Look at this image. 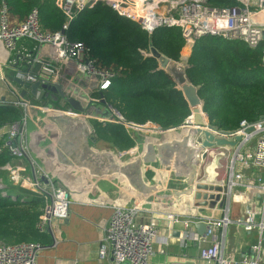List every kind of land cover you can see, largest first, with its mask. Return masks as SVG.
<instances>
[{
	"label": "built area",
	"instance_id": "2783aa9c",
	"mask_svg": "<svg viewBox=\"0 0 264 264\" xmlns=\"http://www.w3.org/2000/svg\"><path fill=\"white\" fill-rule=\"evenodd\" d=\"M99 2L110 6L119 16L138 24L150 35L160 28H179L187 47L194 46L198 40L206 36L244 42L251 49H261L264 67V0H57L58 7L68 18L63 32L80 13L92 9ZM63 32L43 33L36 10L20 24L10 19L4 5L0 11V42L6 50L14 51L17 43L23 39L34 42L37 51L45 46L49 48L50 58L42 65L41 70L53 73L54 80L48 83L39 76V73L23 74L21 71L17 77L25 84L32 85L39 82L41 85L60 84L61 71L68 64L74 63L77 74L96 80L95 93L108 90L116 73L99 68L96 61L90 57V51L86 46L82 43L70 42ZM24 57L26 63L31 64L29 61H33L32 56L26 53ZM179 64L182 69L188 67L187 61ZM1 78L4 79L3 76ZM92 102L97 104L100 99L92 98ZM4 103L6 102L0 97V106ZM10 105L22 109L24 115L21 122L0 128V141L5 142L4 149L13 159V163L0 167V171L7 173V179L13 186L44 196L46 207L37 225L42 234L48 232L54 221L68 218L71 199L63 175L66 172L59 177L61 181L59 183H63L66 187L64 185L57 187L58 183L41 169L31 155L28 139L29 120H32L40 130L44 128L43 122L47 116H73L76 120L93 119L102 124L118 123L129 133L154 132L152 124L136 125L127 122L112 108L111 118L101 119L70 111L64 106L66 103L63 105L65 108L61 106L56 108L38 106L25 98H18ZM251 127L254 130L246 133V129ZM193 128L191 116L182 126L169 130L161 129L158 138L149 136L145 141L147 139L153 143H158V140L162 143L170 141L168 133L177 130H181L180 137L183 136L184 139ZM90 132L93 135L95 133L94 129ZM213 134L226 139H233L237 135L244 137L238 148L215 147L202 150L199 154L198 173L193 188H196L198 183L221 186L224 190L220 201L226 205L225 216L221 219L196 218V220L184 221L187 232L183 239L191 240L198 245L200 258L207 264H264V119L254 124L243 121L239 130L233 134L219 131ZM255 139L256 142L253 143ZM192 143L197 148L200 147L202 137L196 136ZM133 152L136 153L135 150ZM14 160H27L29 167L17 165ZM216 165L218 167L214 169H221V173L217 172L214 177L206 180L205 170L207 172L209 167ZM5 188L3 179H0V190ZM230 202L240 204L249 202L242 218L230 219ZM139 211L138 202L128 208L115 207L100 245V260L111 258L115 264H149L155 253L154 243L160 235L159 230L152 224L139 222ZM169 220L179 222V219L173 215H169ZM196 224L207 225L208 229L204 236L199 235L197 231L189 232V229ZM229 225H237L246 232L257 233V241L251 246L253 254L244 255L241 262L224 255L225 241L217 236L220 229H226ZM41 251L40 243L17 245L0 243V264H37L36 260Z\"/></svg>",
	"mask_w": 264,
	"mask_h": 264
},
{
	"label": "trees",
	"instance_id": "16d2710c",
	"mask_svg": "<svg viewBox=\"0 0 264 264\" xmlns=\"http://www.w3.org/2000/svg\"><path fill=\"white\" fill-rule=\"evenodd\" d=\"M3 5L10 19L19 24L36 10L40 29L46 34L63 32L68 22L57 0H0V11ZM63 33L70 42L84 44L99 68L116 73L109 89L94 97H103L106 106L127 122L153 123L169 130L182 126L191 117L183 93L159 68L150 49L151 38L159 53L179 63L186 46L179 28H160L150 35L99 2L80 13ZM186 73L198 88L208 124L219 132L233 134L243 121L254 124L264 119L261 49H251L241 41L206 36L192 47ZM23 115L22 109L2 104L0 128L21 122ZM58 123L64 130L62 123ZM93 124L100 140L121 151L134 147L135 142L123 125L97 121ZM4 143L0 141V167L13 163ZM0 179L6 185L0 190V243H41L44 237L37 225L46 207L44 196L13 186L5 172L0 171Z\"/></svg>",
	"mask_w": 264,
	"mask_h": 264
},
{
	"label": "crops",
	"instance_id": "0c3cea01",
	"mask_svg": "<svg viewBox=\"0 0 264 264\" xmlns=\"http://www.w3.org/2000/svg\"><path fill=\"white\" fill-rule=\"evenodd\" d=\"M35 47L34 42L23 39L17 43L16 49L10 52L0 42V97L10 104L16 99L22 98V92L26 90L27 97L25 99L33 104L59 108L66 101L61 97L57 98V94L49 95L40 88L37 95H33L31 89L22 85L20 82L23 80L17 77L21 71L23 74L43 72L42 65L47 63L50 58L49 48L45 46L41 49L38 48L40 50L37 51ZM192 47L185 46L180 62H188ZM26 53L33 58L32 62L29 61L31 64H27L23 59ZM74 65V63H70L64 67L61 71L62 76L60 75L59 78L60 82L67 85L70 83L69 75L77 74ZM176 88L180 90L178 85ZM92 98H95L94 95ZM64 106L68 107V104L66 103ZM36 113L41 114L40 112ZM55 119H64V116H47L43 122V130H40L32 120L28 121L31 155L41 169L55 183H58L57 187L64 185L59 183L61 182L59 177L63 172H66L63 175H65L67 187L64 186L71 199L68 218L54 221L48 232L43 234L44 238L40 243L42 251L37 257V264H115L111 258L105 261L99 258V249L105 236V228L115 207L128 208L136 202L140 203L139 222L152 224L159 230L160 237L154 243L155 253L149 264H207L200 258L198 245L191 240L183 239L187 232L184 221L196 220V218L221 219L225 216L226 205L224 203L222 206L217 203L216 206L198 207L194 193L185 194L191 188L190 184L195 182L198 167L192 170L190 168L189 172L184 174L178 168L176 171L173 169L176 163L170 164L167 170L160 164H148L142 171L143 180L148 186L147 188L157 189L149 194L136 190L127 174L121 172V168L127 163L133 162L137 158L140 159L145 154L146 145L151 142V140L145 141V139L149 136L158 138L161 134V127L150 123L153 125L154 132H127L135 145L129 150L121 151L114 145L100 140L93 124L96 120H79L87 124L90 130L94 129L93 135L86 128L77 126L76 122L69 124L63 122L64 130H61ZM181 133V130L169 132L170 141L167 142H182L184 139H182L183 136L180 137ZM93 138L96 142L93 141ZM59 152L65 154L69 164H65V161L59 158ZM91 152L110 154L113 161L96 159L90 162V166L94 170L92 173L90 168L79 166L73 160L76 158L80 162H86L89 158L88 154ZM176 156L177 154H174L173 159H176ZM180 160L181 158L178 162ZM112 162L118 166L119 170L112 174L107 173V165H111ZM14 163L29 165L27 160H14ZM214 168L215 166H211L207 172L205 170L206 180L214 177L217 172L221 173V169L216 168L215 170ZM128 174L131 173L128 172ZM184 188L186 189L183 190ZM248 204L230 202V219L242 218ZM169 215L179 219V222L169 220ZM194 231L197 230L195 226H192L189 232ZM177 232L179 236L175 235ZM217 236L225 241L224 255L236 262H241L244 255L251 256L253 254L251 246L257 241L256 232H246L237 225H229L226 229H220Z\"/></svg>",
	"mask_w": 264,
	"mask_h": 264
},
{
	"label": "water",
	"instance_id": "95a60500",
	"mask_svg": "<svg viewBox=\"0 0 264 264\" xmlns=\"http://www.w3.org/2000/svg\"><path fill=\"white\" fill-rule=\"evenodd\" d=\"M150 49L151 55L159 61L160 69L164 70L172 78L175 84L179 86L180 91L183 93V96L188 102L192 112L191 116L194 128L191 129L188 136L184 138L182 142L162 143L160 142V140H158V143H148L146 145V152L141 159L129 162L123 168H121V172L123 174H127V177L131 184L134 186V188H136V190H140L144 194H149L152 191H157L156 188H147L148 186H146L143 180L142 171L143 168L145 169V166H147L148 164H160L167 170L170 164L176 163L173 169L176 171L178 168L180 172L187 174L190 168L191 170L197 169L199 154L202 150L212 149L215 147L238 148L244 138L242 135H237L233 139H226L215 136L213 132H217L218 130L208 124L207 117L203 113L204 102L200 99L198 95V88H196L189 80L186 73L187 68H180L179 63L174 62L159 53L158 50L153 46L151 38ZM39 76L42 79L46 80L48 83H51L55 78V75L53 73L46 72L40 73ZM68 81L70 82L68 85L64 82H60V84L56 85H41L40 82L30 85L25 84V82L23 81H21L20 83L26 88H30L33 95H37V91L40 88L52 95L57 94V98L61 97L64 101H66V103L68 104V109L70 111H77L86 114L90 110V107L94 105V103L92 102V97L96 94L94 92L97 89L96 80L86 75L72 74L69 75ZM21 97H27L26 90H23ZM97 105H100L102 108V112L101 114H99L100 116L97 115L98 118H111V107L106 106V102L103 97L100 99V102L97 103ZM55 121L61 123L76 122V125L80 128L83 127L90 131L87 124L76 120L73 116L64 117V119H55ZM253 130L254 128L251 127L247 128L245 132L250 133ZM194 136L202 137V144L198 148L192 143L191 139ZM93 141H95L94 138ZM84 143L86 144L85 140ZM174 154H177L176 159H173ZM64 155L65 154L61 152L58 153L59 158L63 159V161H65V164H69L70 162H67ZM88 157L89 158L86 162H80L79 159L76 158H73V160L79 166L90 168L89 170L92 173L94 170L91 168L90 162L96 159H109L110 161H113L112 155L106 153L98 154L91 152L88 154ZM180 158L181 160L180 162H178ZM172 159L173 161L171 162ZM107 166V173L112 174L119 170L118 166L113 162L111 163V165L109 164ZM128 172H130L131 174H128ZM103 174H105V172H103ZM190 185H192L191 188L187 190L185 194L191 195L192 193H194V197L198 202V207H207L208 205L216 206L219 202L223 206L224 202L220 201V199L221 193L224 189L221 186L209 185L206 183H198L196 185V188H193V182ZM195 228L197 230V233L201 236H204L208 229L207 225L205 224H196ZM175 235L179 236L178 232L175 233Z\"/></svg>",
	"mask_w": 264,
	"mask_h": 264
},
{
	"label": "rangeland",
	"instance_id": "374dc122",
	"mask_svg": "<svg viewBox=\"0 0 264 264\" xmlns=\"http://www.w3.org/2000/svg\"><path fill=\"white\" fill-rule=\"evenodd\" d=\"M62 105H64V103H62ZM61 108H65V107L61 106ZM101 112H102L101 106L97 105V104H94V105H92L90 107V110L86 113V115H88V116H97V115L101 114ZM194 139H196V136H194L191 140L193 141ZM255 142H256V139L253 140V143H255ZM215 167H218V165H216ZM6 183L9 184L8 181H6Z\"/></svg>",
	"mask_w": 264,
	"mask_h": 264
},
{
	"label": "bare ground",
	"instance_id": "6f19581e",
	"mask_svg": "<svg viewBox=\"0 0 264 264\" xmlns=\"http://www.w3.org/2000/svg\"><path fill=\"white\" fill-rule=\"evenodd\" d=\"M110 147V146H109ZM111 148V147H110Z\"/></svg>",
	"mask_w": 264,
	"mask_h": 264
},
{
	"label": "flooded vegetation",
	"instance_id": "af4514ba",
	"mask_svg": "<svg viewBox=\"0 0 264 264\" xmlns=\"http://www.w3.org/2000/svg\"><path fill=\"white\" fill-rule=\"evenodd\" d=\"M78 158H80V157H78Z\"/></svg>",
	"mask_w": 264,
	"mask_h": 264
}]
</instances>
